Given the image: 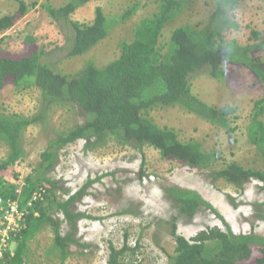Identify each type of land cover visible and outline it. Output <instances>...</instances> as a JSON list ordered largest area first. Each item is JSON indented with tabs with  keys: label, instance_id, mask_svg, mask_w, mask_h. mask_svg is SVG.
Returning <instances> with one entry per match:
<instances>
[{
	"label": "trees",
	"instance_id": "1",
	"mask_svg": "<svg viewBox=\"0 0 264 264\" xmlns=\"http://www.w3.org/2000/svg\"><path fill=\"white\" fill-rule=\"evenodd\" d=\"M19 14L25 16L29 5L23 0H14ZM97 0H71L63 7L45 5V10L62 30L69 27L72 37H66L65 58L73 59L85 55L121 23L131 20L138 12V2L114 16H107L102 7L96 9L91 23L73 21L71 15L80 7ZM195 0H156L157 11L140 20L133 28L132 39L120 44V56L99 68L88 61L75 76L55 72L44 61V50L30 56L12 58L2 55L0 48V94L11 87L16 92L36 88L41 95V109L34 116L11 113L0 104V144L8 148L7 157L0 162V197L18 202L27 211L24 228L16 237L5 257L6 264H26L30 243L46 228L54 235L53 246L47 255L59 258L62 264L72 255L73 246L85 247L77 239L78 221L84 214L75 212L74 204L84 190L69 196L58 197L59 183L50 178L55 171L62 149L78 140H85L88 148L105 146L115 139L123 146L142 150L150 147L158 151L164 160L183 167L211 171L213 180H223L244 190L252 180L259 181L264 188V169H245L232 162L215 170L220 160L218 152H205L197 141L184 142L177 132L160 127L152 114L157 110L180 108L196 115L214 126L228 129L234 108L217 109L193 94L192 81L201 74L222 80L227 76V65L245 67L264 82V66L254 57L264 47L260 44L240 45L227 42L224 31L239 25L232 20L241 0H214L215 12L208 24L199 28L181 26L164 40V31L175 22ZM264 5V0H260ZM16 16H0V37L11 30ZM61 30V31H62ZM260 40V32H252ZM29 42H36L30 38ZM53 65V64H52ZM229 65V66H230ZM73 106L79 109L84 123L53 138L40 156L34 176H29L22 185L9 183L4 172L17 166L26 157L23 146L25 133L31 126L47 123L49 112L54 108ZM252 120L248 126V140L264 163V102L255 103ZM235 129H232L234 131ZM18 178V176H17ZM43 190L34 201V195ZM166 196L182 216L193 218L203 209L211 210L224 224L226 230L211 228L201 232L192 241L177 233L172 225L175 249L168 255V264H246L255 260L264 264V237L250 232H233L225 218L197 192L177 187L165 188ZM67 193V192H66ZM31 202V206L29 203ZM61 214L64 218H56ZM66 223L70 231L63 234ZM139 246L132 248L127 242L121 249L111 247L108 264H132Z\"/></svg>",
	"mask_w": 264,
	"mask_h": 264
},
{
	"label": "rangeland",
	"instance_id": "2",
	"mask_svg": "<svg viewBox=\"0 0 264 264\" xmlns=\"http://www.w3.org/2000/svg\"><path fill=\"white\" fill-rule=\"evenodd\" d=\"M23 1L30 7L25 16L19 14V6L14 0H0V16H16L15 26L0 37L2 55L21 58L44 50V61L51 63L49 65L55 72L67 76H75L88 61L102 68L117 59L121 54V42L131 40L133 28L158 7L156 0H97L78 8L71 19L91 23L99 7L112 17L135 2L140 4L137 14L115 27L105 40L85 55L67 59L66 37H72L73 32L69 27H64V30L58 27L44 6L59 8L71 0ZM213 2L195 0L175 22L168 25L163 39H168L181 26L204 27L215 12ZM233 13L232 20L239 29L224 31L226 41H237L243 46L262 43L263 3L260 0H241V5ZM253 31L261 33L260 40L253 38ZM30 38L36 42H29ZM254 57L259 58L264 66V47ZM229 65L225 68V79L216 80L201 74L192 81L193 94L199 99L217 109L231 107L236 110L235 115L229 117L228 129L207 123L180 108L157 110L152 117L160 127L175 130L180 140L197 141L205 152H218L220 160L215 170L232 162L245 169H264V163L250 145L247 135L255 103L264 102V82L245 67ZM0 104L11 113L31 117L41 109V95L36 88L16 92L9 87L0 94ZM261 119L264 121V115ZM77 123H84L82 112L73 106H65L49 112L47 123L31 126L23 139L26 157L3 173L7 182L22 185L29 176H34L40 156L49 142ZM8 153V148L0 144V162ZM50 178L59 183L58 197L62 200L84 190L74 204V210L85 215L78 221L77 233V239L85 247L73 246L72 255L64 264H108L111 247L121 249L125 242L132 248L139 246L128 262L168 264V255L175 249L171 234L173 224L178 227L177 233L190 241L211 228L226 230L208 209L199 211L193 218L180 215L164 192L169 187L197 192L225 218L233 232H254L264 237V188L261 182L252 180L244 190H239L223 180H213L209 170L199 171L164 160L150 147L139 150L110 139L107 145L92 149L81 139L61 150L59 163ZM55 217L64 218L61 214ZM62 231L63 234L70 231L66 223L62 225ZM53 240L52 230L49 227L44 229L30 243L26 264H62L58 257L47 255ZM15 247L13 244L11 249ZM246 264L256 263L251 260Z\"/></svg>",
	"mask_w": 264,
	"mask_h": 264
},
{
	"label": "built area",
	"instance_id": "3",
	"mask_svg": "<svg viewBox=\"0 0 264 264\" xmlns=\"http://www.w3.org/2000/svg\"><path fill=\"white\" fill-rule=\"evenodd\" d=\"M43 190L38 191L33 200H38ZM31 202L29 206H31ZM27 211L22 209L18 202L6 201L0 197V264H6V254L11 250V246L18 234L24 228Z\"/></svg>",
	"mask_w": 264,
	"mask_h": 264
}]
</instances>
